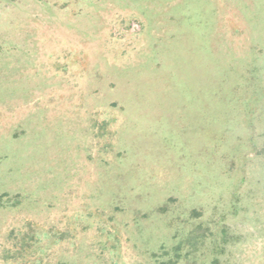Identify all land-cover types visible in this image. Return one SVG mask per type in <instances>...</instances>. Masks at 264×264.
Masks as SVG:
<instances>
[{
    "label": "rangeland",
    "instance_id": "obj_1",
    "mask_svg": "<svg viewBox=\"0 0 264 264\" xmlns=\"http://www.w3.org/2000/svg\"><path fill=\"white\" fill-rule=\"evenodd\" d=\"M264 264V0H0V264Z\"/></svg>",
    "mask_w": 264,
    "mask_h": 264
},
{
    "label": "trees",
    "instance_id": "obj_2",
    "mask_svg": "<svg viewBox=\"0 0 264 264\" xmlns=\"http://www.w3.org/2000/svg\"><path fill=\"white\" fill-rule=\"evenodd\" d=\"M160 264H177V263L174 260H170V261L161 262Z\"/></svg>",
    "mask_w": 264,
    "mask_h": 264
}]
</instances>
